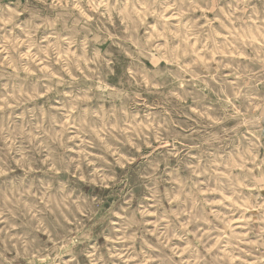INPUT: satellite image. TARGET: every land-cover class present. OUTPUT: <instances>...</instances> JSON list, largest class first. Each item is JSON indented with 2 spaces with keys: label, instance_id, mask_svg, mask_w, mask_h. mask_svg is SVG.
I'll list each match as a JSON object with an SVG mask.
<instances>
[{
  "label": "rangeland",
  "instance_id": "1",
  "mask_svg": "<svg viewBox=\"0 0 264 264\" xmlns=\"http://www.w3.org/2000/svg\"><path fill=\"white\" fill-rule=\"evenodd\" d=\"M0 264H264V0H0Z\"/></svg>",
  "mask_w": 264,
  "mask_h": 264
}]
</instances>
